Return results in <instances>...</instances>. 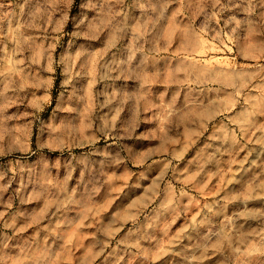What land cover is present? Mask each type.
Returning a JSON list of instances; mask_svg holds the SVG:
<instances>
[{
  "label": "rangeland",
  "instance_id": "rangeland-1",
  "mask_svg": "<svg viewBox=\"0 0 264 264\" xmlns=\"http://www.w3.org/2000/svg\"><path fill=\"white\" fill-rule=\"evenodd\" d=\"M0 264H264V0H0Z\"/></svg>",
  "mask_w": 264,
  "mask_h": 264
}]
</instances>
